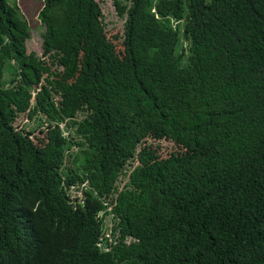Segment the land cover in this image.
<instances>
[{
    "label": "trees",
    "instance_id": "1",
    "mask_svg": "<svg viewBox=\"0 0 264 264\" xmlns=\"http://www.w3.org/2000/svg\"><path fill=\"white\" fill-rule=\"evenodd\" d=\"M113 3L0 0V264H264V0Z\"/></svg>",
    "mask_w": 264,
    "mask_h": 264
},
{
    "label": "rangeland",
    "instance_id": "2",
    "mask_svg": "<svg viewBox=\"0 0 264 264\" xmlns=\"http://www.w3.org/2000/svg\"><path fill=\"white\" fill-rule=\"evenodd\" d=\"M14 1H16V5L19 6L23 17L27 20L31 28V38L27 42L28 52L29 53L34 52L38 56H42L43 34L45 32V27L39 19V14L44 6V0H14ZM97 1L99 2V5L102 10L103 24L105 25V28L109 30L114 27H117L122 32L125 25V18L118 15L116 7H114L113 0H97ZM122 1L124 4H128V0H122ZM10 79H11V72L9 70H6L4 73V81L8 82ZM78 117H81V115H79ZM18 124L19 125L24 124L25 125L24 128L26 129H34L37 127L39 122L37 120L36 121L29 120L27 117H20L16 125ZM61 128L64 129V133L66 136L67 135L73 136V131L67 130L64 124H61ZM158 143L161 146L162 150L164 151H170L171 149H173V144L171 142L162 140ZM135 164L137 163L130 162L125 172L129 173V171ZM127 179H128V175H126L125 173L121 175V181L119 182L120 186H123L127 181ZM70 195L74 199L81 197V194L77 190V187L71 188ZM112 220L113 219L111 216H107L105 218V226H106L105 236L107 235V238L111 241L113 240V237L110 234V228L113 225Z\"/></svg>",
    "mask_w": 264,
    "mask_h": 264
},
{
    "label": "bare ground",
    "instance_id": "3",
    "mask_svg": "<svg viewBox=\"0 0 264 264\" xmlns=\"http://www.w3.org/2000/svg\"><path fill=\"white\" fill-rule=\"evenodd\" d=\"M177 120V119H176Z\"/></svg>",
    "mask_w": 264,
    "mask_h": 264
}]
</instances>
